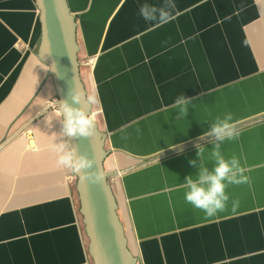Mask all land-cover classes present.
<instances>
[{"label": "crops", "instance_id": "obj_1", "mask_svg": "<svg viewBox=\"0 0 264 264\" xmlns=\"http://www.w3.org/2000/svg\"><path fill=\"white\" fill-rule=\"evenodd\" d=\"M66 1L137 264H264V0H175L181 14L155 30L138 9L162 0ZM39 24L35 0H0V264H93L75 174L51 149L67 138ZM180 95L185 117L172 107ZM226 113L240 135L220 151L248 182L230 185L226 210L209 218L181 186L214 168L205 133Z\"/></svg>", "mask_w": 264, "mask_h": 264}, {"label": "water", "instance_id": "obj_2", "mask_svg": "<svg viewBox=\"0 0 264 264\" xmlns=\"http://www.w3.org/2000/svg\"><path fill=\"white\" fill-rule=\"evenodd\" d=\"M35 1L40 23L37 55L48 68L57 106L58 102L65 100L72 103L70 92L75 91L77 86L86 91L80 75L75 16L69 11L66 0ZM105 135L96 122L94 136L67 137L79 154H86L93 160L91 169L74 173L79 214L88 238L87 251L93 264H137V257L128 248L126 232L117 214L109 173L104 169V160L109 153L104 148ZM98 175L102 179L98 180Z\"/></svg>", "mask_w": 264, "mask_h": 264}, {"label": "clouds", "instance_id": "obj_3", "mask_svg": "<svg viewBox=\"0 0 264 264\" xmlns=\"http://www.w3.org/2000/svg\"><path fill=\"white\" fill-rule=\"evenodd\" d=\"M180 14L175 0H162L159 5L145 2L138 9V15L150 25L149 30H155L173 22ZM69 95L72 103L67 100L58 102L59 115L62 117L63 138L94 136L96 134V114L92 108L100 103L98 93L95 90L86 92L77 86L76 90L70 92ZM190 104L191 101L188 98L180 95L175 99L172 107L178 109L179 117H185ZM205 135L216 141L212 149L215 166L211 172L201 167L196 178L192 175L186 176L181 187L186 189L185 201L195 209L202 211L206 217L211 218L226 210L230 200L226 189L233 184L247 183L248 177L244 175L245 169L237 157L232 156L226 159L220 151L221 144L225 141L237 140L240 135L231 113H226L222 118L217 117ZM197 148V157H202L204 148L199 145ZM51 149L57 155V164L75 174H80L83 170L93 167V160L89 159L86 154H79L77 147L67 139L53 143ZM190 163L193 166L196 165L195 160ZM96 178L99 180L102 176L98 175Z\"/></svg>", "mask_w": 264, "mask_h": 264}, {"label": "built area", "instance_id": "obj_4", "mask_svg": "<svg viewBox=\"0 0 264 264\" xmlns=\"http://www.w3.org/2000/svg\"><path fill=\"white\" fill-rule=\"evenodd\" d=\"M81 63H83V64H91L92 63V58H86V59H84Z\"/></svg>", "mask_w": 264, "mask_h": 264}]
</instances>
